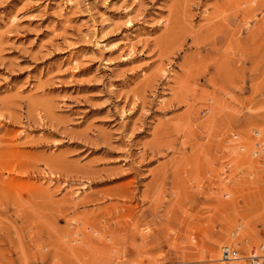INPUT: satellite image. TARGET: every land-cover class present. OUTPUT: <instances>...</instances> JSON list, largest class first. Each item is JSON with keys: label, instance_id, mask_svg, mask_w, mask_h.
Wrapping results in <instances>:
<instances>
[{"label": "rangeland", "instance_id": "obj_1", "mask_svg": "<svg viewBox=\"0 0 264 264\" xmlns=\"http://www.w3.org/2000/svg\"><path fill=\"white\" fill-rule=\"evenodd\" d=\"M260 245L264 0H0V264Z\"/></svg>", "mask_w": 264, "mask_h": 264}, {"label": "built area", "instance_id": "obj_2", "mask_svg": "<svg viewBox=\"0 0 264 264\" xmlns=\"http://www.w3.org/2000/svg\"><path fill=\"white\" fill-rule=\"evenodd\" d=\"M222 256L228 260L231 257H237V251L230 248L222 249ZM246 264H264V247L259 246L257 249H252L251 252L246 256Z\"/></svg>", "mask_w": 264, "mask_h": 264}, {"label": "bare ground", "instance_id": "obj_3", "mask_svg": "<svg viewBox=\"0 0 264 264\" xmlns=\"http://www.w3.org/2000/svg\"><path fill=\"white\" fill-rule=\"evenodd\" d=\"M163 71V70H162ZM232 237V236H231ZM242 243V242H241ZM236 245V244H235ZM260 246H262V245H260ZM264 247V246H263ZM223 248H229L228 246H223V247H221V253H220V259L222 260V261H225L224 260V257L222 256V249ZM239 257L237 256V257H235V258H230V259H228V260H231V259H238Z\"/></svg>", "mask_w": 264, "mask_h": 264}]
</instances>
